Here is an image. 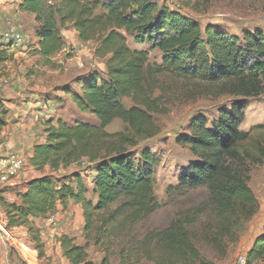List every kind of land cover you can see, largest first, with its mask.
Here are the masks:
<instances>
[{
    "label": "trees",
    "instance_id": "1",
    "mask_svg": "<svg viewBox=\"0 0 264 264\" xmlns=\"http://www.w3.org/2000/svg\"><path fill=\"white\" fill-rule=\"evenodd\" d=\"M181 1L189 5L191 0ZM19 8L33 16L36 51L45 64L63 48L59 26L69 23L80 40L98 41L94 55L105 59L106 74L78 79L80 93L70 91L78 110L96 121L46 120L45 141L34 144L29 158L36 171L46 166L56 171L86 159L94 168L91 192L96 201L86 196L88 189L79 173L72 175L73 183L61 184L42 174L17 192L18 201L8 203L0 197L7 226H27L32 232L30 218H44L55 212L58 202L65 206L70 199L82 208L84 237L105 252L99 264H109L112 254L119 257V264L142 259L154 264H208L197 246L199 230L218 246L257 208L247 185V165L264 161V146L256 141L251 151L247 144L251 136L240 129L245 109L241 98L264 93V33L245 30L236 35L210 24L202 28L179 10L153 0H22ZM125 33L136 44L159 51L161 62H150L147 50L131 48ZM163 75L217 84L222 93L240 99L229 108L221 107L210 124L201 114L190 118L189 133L178 140L193 160L177 183L166 189L175 206L173 216L152 227L150 217L163 206L153 189L158 158L143 150L135 164L131 149L159 132L153 115L167 112L159 80ZM124 98L133 104L126 107ZM7 113L0 99V132ZM114 119L125 128L106 131ZM195 189L204 191L200 199H189L187 206L177 199ZM34 240L41 257L42 245L35 236ZM58 241L70 264H96L72 237L64 234ZM246 258L247 264L264 260V233L255 238Z\"/></svg>",
    "mask_w": 264,
    "mask_h": 264
},
{
    "label": "rangeland",
    "instance_id": "2",
    "mask_svg": "<svg viewBox=\"0 0 264 264\" xmlns=\"http://www.w3.org/2000/svg\"><path fill=\"white\" fill-rule=\"evenodd\" d=\"M12 1L15 4L18 1L19 7L22 0ZM153 1L160 6L179 10L184 16L191 18L202 28L210 24L236 35H241L245 30H260L264 33V0H199L198 2L191 0L189 5H186L181 0ZM22 19L27 22L26 26L21 27L18 23V26H15L24 35L23 37L26 35L31 40L35 37L34 29L37 25L33 19V22H29L28 16H22L21 22ZM5 25H7V22ZM5 25L2 24L3 28L1 31L5 30ZM59 29L64 40V46L61 51L50 58L49 64H45L43 60L33 55L32 52L34 50L22 51L21 53L15 52L16 55L14 52H6V50L0 53V57H3V60H0V87L4 88V85L8 83L2 82L1 77L7 74L10 75L9 71L13 66H21L22 70L18 72L21 79L19 83L21 82L23 85L25 83L26 85V91L17 96L16 99H0L4 100L7 109H9V105L14 110H18L17 106L24 107L28 102H31L32 105L28 116H25V122H23L30 129L20 126L22 124L20 116H17L16 120L10 121L9 125L10 133H14L13 129L19 132L23 130L26 132V136L29 135V139L27 143L25 142L21 146L23 147L21 155L25 164L23 169L25 177L16 178L15 184L3 186L1 189L4 194L0 197L8 203L16 197L17 192L21 191L24 184L23 181L34 176V168L30 165L27 158L28 151L32 143L45 141L44 123L47 119L52 120L53 123L57 120L70 122L75 120L96 121L92 114L78 110L70 96V91L80 93L79 85L76 82L91 73H97L100 78L105 77V59L94 55L98 41L80 40L72 24L69 23L59 26ZM125 35L127 44L131 48L147 50L150 62H161L162 54L159 51L151 48L146 43L136 44L130 34L125 33ZM27 77L30 79L29 81ZM23 78L28 83H26L27 81L23 82ZM159 80L162 87H164V99L167 102L166 113L153 115L154 121L159 127V132L152 138L139 141L137 146L131 149L135 164H138L140 153L143 150H149L158 158V163L153 171V189L156 199L163 206L150 217L148 223L152 227L166 224L173 216L175 206L169 202L166 189L169 185L177 183L186 165L193 160L186 145L181 144L178 140L189 133L187 125L190 118L201 114L206 117L210 124L218 116L221 107L229 108L233 101L240 99L222 93L217 84L184 80L170 75L160 76ZM1 83H4V85ZM241 99L245 101V109L240 129L249 131L251 141L247 144L250 145L251 151H255L253 145L256 141L264 146V129L258 127L259 125H264V93ZM36 102L38 104L35 106ZM122 103L126 107L133 104L128 98L122 99ZM124 128L125 125L120 119H114L106 127V131L115 132ZM7 136L10 137V139H7L9 141H6L5 136L0 137V142L5 140V142H10L13 145L15 139L10 134ZM9 151L13 152V150ZM247 166V185L255 197L257 203L256 211L248 219L240 223V228L223 237V242L218 246L205 238L204 232L199 230L201 234L197 240V246L208 264H235L238 255H246L255 238L264 233V161L252 165L248 164ZM74 173L80 174L83 183L88 189L86 196L95 202L96 195L91 192L94 168L86 159L56 171H51L48 166L43 171H36L37 176L42 174L51 175L56 184L73 183L72 175ZM203 194V190L195 189L188 192L185 196L177 197V199L184 201L187 206L190 204L189 199L192 201L198 200ZM57 205L56 209L58 210L53 213L58 218V228L54 236L51 237L43 222H39V226H37L35 221L30 220L33 227L32 232L29 231L27 226L8 227L4 207L0 201V220L6 225L7 231L12 233L8 232L7 235H12L15 239L11 240V244H8L7 240L4 242L9 254L10 264H70L62 251L58 249V244L56 243H59V237L64 235H60L61 230L59 228H62L65 224L67 225V234L65 235L72 237L75 244L84 246L88 260L96 264L100 263L105 256V252L102 246L94 243L92 238L84 237V217L81 206L78 212V210H75L76 207L75 209L73 207L76 202L70 199L67 200L65 206L60 202ZM203 218H201L202 221H204ZM42 227L44 228L42 229ZM197 227V229H201L200 225ZM40 229L44 230L46 241L51 240L48 248L52 250L54 259L51 257L47 258L46 254L41 257L38 255V249L36 248L38 242L34 240V236L39 239V243L42 245L43 242L39 234ZM8 238L10 239L11 236ZM17 239H21L20 243ZM25 247H29L35 252L32 254L30 253L31 250L26 251ZM19 249L22 251H19ZM23 252L35 254L36 259L33 258L27 262ZM108 260L109 264H119V257L115 254L109 255ZM137 264L154 263L142 259ZM251 264H264V260H255Z\"/></svg>",
    "mask_w": 264,
    "mask_h": 264
},
{
    "label": "crops",
    "instance_id": "3",
    "mask_svg": "<svg viewBox=\"0 0 264 264\" xmlns=\"http://www.w3.org/2000/svg\"><path fill=\"white\" fill-rule=\"evenodd\" d=\"M18 4H19L18 1L15 4V3H13L12 0H0V31L3 28L2 24L5 25V23L7 21H10L12 24H14L16 26H18L17 25V23H18V24H20L21 27H23L25 24H27V22L24 21L23 19H22V22H21V17L22 16H25V17L28 16L29 17V22H33L32 21L33 16L30 15V14H27L24 11H22L18 7ZM6 26L7 25H5L4 28ZM1 32H3V31H1ZM23 38H24V41L22 43H19V44H10V43H7V42L1 40V38H0V53L3 52V50H6V52H14V54H15V52H20L21 53L22 51H27V50L32 51V50H34L32 52L33 55H36L37 58H39V56L37 54V51H36L37 50L36 34H35V37H33V39H31V40H29L28 36H26V35ZM21 70H22L21 66H18V67L13 66V68L10 69V71H9L10 75L7 74L6 76L4 75V76L1 77L2 82H8V83H6L5 85H4V83H1L2 85H4V88L0 87V98L16 99L17 96H20L21 93L26 91L25 83H24V85L21 82L19 83V80H21V79H20V76H19L18 72H21ZM11 79H13V80H11ZM27 80L29 81L30 79L27 77ZM27 80L23 78L22 81L26 82ZM28 81L26 83H28ZM37 104H38V102L35 103V106ZM31 106H32L31 102L26 103V105L24 107L17 106L18 110H14V108H12L10 105L8 106L9 109H8V113H7V117H6V125L2 129V131L0 132V137H5L6 136L5 137L6 141H9L7 139H10V137H8L7 135L10 134L11 137H13L15 139V142H14L13 145L10 142H5V140L0 142V156L7 155V154L13 153V152L19 153L21 155V152H22V149H23V147H21V146L25 142L27 143V141L29 139L28 138L29 135L26 136V132H24L23 130L19 132V131L15 130V129H13L14 133L12 134V133L9 132L10 131L9 130V125H10V121L16 120L15 118L17 116H20L21 123H22V124H20V126L21 127H27L28 129H30L27 125L23 124V122H25V116H28V114H29V112L31 110ZM28 131L30 132V130H28ZM31 133H32V131H31ZM36 143H41V142H35V143L31 144V148L28 151V157H27L28 161H29V158L31 157V155L33 153V146ZM9 150H13V152H11ZM33 173H34V176H31L30 178L37 177L36 171L34 169H33ZM19 177L20 178H24L25 177L24 170H22L16 178H19ZM15 179H12V180H10V181H8L6 183H1L0 184V196H2L4 194L3 192H1L2 187L3 186H8V185H11V184H15V182H14ZM29 179L23 181L24 184L22 186L21 191L24 189V186L28 182ZM14 201H18V198L15 197L14 199L10 200V202H14ZM73 207H74V209L76 207L75 210H78V212H79V208H80L79 204L76 203V205H74ZM57 210L58 209H56V211ZM30 220L35 221L37 226H39L38 224H39V222L43 221V218L42 217H37V218L32 217V218H30ZM66 227H67V225L65 224L62 228H59L61 230L60 235L61 234H67ZM20 228H22V227H20ZM43 228L44 227H42V229ZM42 229L39 230V234H40V239L43 242L42 243V248L44 249V250L42 249L43 250V254H46L47 258L51 257L52 259H54L52 250L48 248V247H50L51 240H47L46 241V238H45V235H44V232H43L44 230H42ZM10 233H11V231H10ZM6 238H7L6 240H7L8 244H11V240H15L14 237H12V235H11L10 239L8 237H6ZM20 240L21 239H19V240L17 239V241L19 243H20ZM56 243L58 244V249L61 251L59 243L58 242H56ZM5 245L6 244L0 239V264H10V262H9V254H8V251H7ZM20 250L21 249H19V251ZM34 252H35L34 250L30 251V253H32V254ZM32 254H29V255L32 257V256H34Z\"/></svg>",
    "mask_w": 264,
    "mask_h": 264
},
{
    "label": "built area",
    "instance_id": "4",
    "mask_svg": "<svg viewBox=\"0 0 264 264\" xmlns=\"http://www.w3.org/2000/svg\"><path fill=\"white\" fill-rule=\"evenodd\" d=\"M1 40L10 44H19L24 41L23 34H21L16 26L10 21H7L6 29L0 35ZM24 159L16 152L9 153L7 155L0 156V184L6 183L12 179H15L19 173L24 169ZM43 225L50 232V236L53 237L58 228V218L54 213H50L43 218ZM6 225L0 220V239L5 242L7 235ZM11 234V233H10ZM26 251H32L31 248L25 247ZM35 255V254H34ZM25 260L28 262L30 259H36V256H30L23 252ZM32 264V263H29ZM235 264H247L246 255H238Z\"/></svg>",
    "mask_w": 264,
    "mask_h": 264
}]
</instances>
